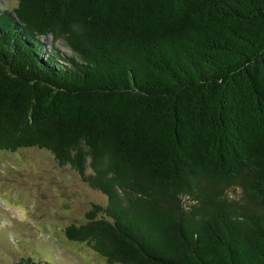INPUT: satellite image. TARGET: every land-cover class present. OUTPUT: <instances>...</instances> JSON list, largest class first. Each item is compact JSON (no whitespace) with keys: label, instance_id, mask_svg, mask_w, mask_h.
<instances>
[{"label":"trees","instance_id":"trees-1","mask_svg":"<svg viewBox=\"0 0 264 264\" xmlns=\"http://www.w3.org/2000/svg\"><path fill=\"white\" fill-rule=\"evenodd\" d=\"M23 148L107 197L66 235L109 264H264V0H18L0 151Z\"/></svg>","mask_w":264,"mask_h":264},{"label":"rangeland","instance_id":"rangeland-1","mask_svg":"<svg viewBox=\"0 0 264 264\" xmlns=\"http://www.w3.org/2000/svg\"><path fill=\"white\" fill-rule=\"evenodd\" d=\"M18 0H0V13H11ZM62 55L72 52L51 37ZM66 64L65 62H62ZM239 198V189L229 191ZM187 205L191 200L184 198ZM107 197L84 183L69 166H60L46 150L23 148L0 151V264L22 259L51 264H109L87 242L70 239L66 228L86 222L93 205L105 206Z\"/></svg>","mask_w":264,"mask_h":264}]
</instances>
